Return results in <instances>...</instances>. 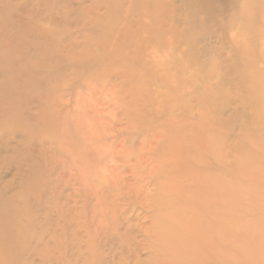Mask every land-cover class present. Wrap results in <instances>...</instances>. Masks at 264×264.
I'll use <instances>...</instances> for the list:
<instances>
[{"label": "rangeland", "instance_id": "1", "mask_svg": "<svg viewBox=\"0 0 264 264\" xmlns=\"http://www.w3.org/2000/svg\"><path fill=\"white\" fill-rule=\"evenodd\" d=\"M178 209L264 264V0H0V264H163Z\"/></svg>", "mask_w": 264, "mask_h": 264}, {"label": "bare ground", "instance_id": "2", "mask_svg": "<svg viewBox=\"0 0 264 264\" xmlns=\"http://www.w3.org/2000/svg\"><path fill=\"white\" fill-rule=\"evenodd\" d=\"M216 197V194H212ZM172 203V202H171ZM216 207V206H215ZM179 210L172 212L171 214H166L160 222L166 233L172 237V246L175 251L179 253H168V258L165 257L166 262L163 264H202V259L205 264H224L227 259L230 260V256L221 255L220 253L212 252L214 251L211 245L216 242L215 233L216 227L212 228L213 238L209 237L210 230L206 226L204 217L197 215L194 220L186 221L182 219L179 215ZM186 207L182 211H187ZM160 220V219H159ZM210 240L212 244H210ZM146 243V242H145ZM212 248V251L206 253L205 249ZM194 251L195 253H186L188 251ZM166 256V254H164ZM101 260V259H100ZM106 261V260H105ZM201 261V262H200ZM233 264H239L241 261H231Z\"/></svg>", "mask_w": 264, "mask_h": 264}]
</instances>
